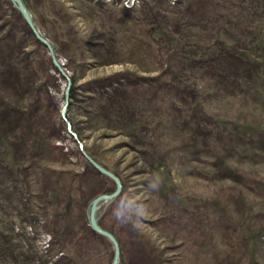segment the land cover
<instances>
[{
	"label": "rangeland",
	"instance_id": "1",
	"mask_svg": "<svg viewBox=\"0 0 264 264\" xmlns=\"http://www.w3.org/2000/svg\"><path fill=\"white\" fill-rule=\"evenodd\" d=\"M160 1L163 2V0H92L96 6L94 11L101 13L93 17L89 12L87 13L88 0H24L40 34L50 41L54 55L64 72L71 78L66 118L71 123V130L76 132L82 144L80 147L61 116L63 96L67 87L65 76L54 65L48 47L37 39L12 1L0 0V40L3 42H0V52L5 51L4 53L8 54L9 46L4 40L7 30L9 41L6 42L12 46L9 47L11 49L17 50L18 46V50L24 49L29 53L36 44L41 45L46 54L39 51L34 59L37 62L43 60L48 67L47 72L51 74V76L43 72H37L36 75L26 74V81L37 80L40 84L41 89L36 95L32 89L26 93L21 91V85L16 86V90L20 89V94L23 95L19 106L23 109V113L19 116V120L22 121L20 131L23 132L25 143L18 147L20 155L19 152H15V155L18 161L20 156L24 173L20 171L22 175H15L13 166L8 165L1 157L5 151H1L0 241L8 245L12 243L10 239L13 241L17 239L24 248H22L23 256H13L7 263L0 260V264H69L71 258L74 264H107L110 246L100 239L99 233L91 227L93 232H84L81 235L86 240L85 244L82 238L80 240L75 235L62 239L56 231L62 227L66 219L74 225V230H81L82 219L85 217L88 222L87 213L91 200L101 193H110L115 188L114 182L108 176L100 173L88 162L83 150L88 154H96L97 158L94 159H98L99 163L102 162V165L115 172L123 184L121 195L119 194L106 206L102 205L97 212L100 225L111 229L119 238L122 250L120 264H245L241 259L243 256L249 257L250 254L257 258L258 264H264V254L256 250L245 251L246 248L239 245V237H234L239 235L237 229L233 233V228L227 225L236 224L233 219L235 216L237 219L240 217L237 213L248 211L247 207H250L256 212L254 216L257 217V224L264 227V135L258 140L252 137L246 143L238 141L239 144L234 148L228 145L225 151L222 138L225 139L226 136L220 138L216 135L218 138H215L210 133L206 135V139H203L204 133L196 131L195 141L189 136L190 145L181 144L179 140H170L167 151L165 149V152H157L154 148L159 145V141L155 137L151 139L149 136L146 140L134 142L130 135L119 136L117 132L103 127L102 123L90 119L85 113L84 97L89 94V90L86 91L89 88L88 82L94 77H103L124 69L135 70L150 77L156 75L154 71L159 72L153 70V66L158 67L151 58L157 46L145 39L138 43H129L135 40V37L126 35L121 29L124 24L119 19L131 18V15L125 14L127 9L137 10L136 13L138 11L140 13V7L143 6L140 17H145V20L150 22L148 28L152 25L156 26L154 5ZM170 1L178 3L182 0ZM211 1L217 5L225 3L229 5L230 0ZM101 3L104 4L100 5ZM19 14L24 22L19 19ZM99 18H104L107 24L110 21L118 24V26L105 27L106 32L119 33L117 39L121 46L116 48V51L106 53L101 48L99 52H95L89 48L87 42H83L86 39L101 41L99 32H95L97 38L90 33L99 27L98 23H103ZM162 19L159 18L158 21ZM186 19L181 27L188 28L193 25L192 18ZM205 21L208 22V19ZM133 27H136L135 23ZM151 29L149 28L148 31ZM199 37L206 36L200 34ZM110 45L111 43L107 44L108 49L113 48ZM120 57L125 58L123 63H110L111 60ZM30 58H33V55ZM36 61L32 65L36 64ZM197 66H194L197 70H191V73L199 79L201 85L215 81L209 73L207 76L205 74L200 76L201 69ZM144 67L148 69L144 70ZM169 77L166 75L157 80L154 84L157 90L152 93L153 97ZM4 82L6 81L1 83ZM210 88H214L211 83L210 94H212L211 90L216 96L221 94L222 100H213L210 104V108L218 109L216 113L221 114H217L219 119L228 115L233 119L234 125L229 121L228 124L235 129L248 132H252L250 118L251 120L255 118L264 124V114L258 112L261 109L255 105L251 97L248 102L242 103L240 97L236 94L231 95L223 90L224 87ZM37 95L38 98L40 97L38 105L44 108L52 105L51 114L42 116L37 111L31 115L33 118L30 120V113L25 112L35 107L33 101ZM164 95L159 94L155 99L150 98L149 101L152 99L150 104L156 99H161V102L166 100ZM173 95L176 96V93L171 94ZM223 97L227 102L223 101ZM11 104L14 105L12 102ZM90 106L96 109V105ZM209 106L206 108L207 112ZM109 113L110 111H107L102 116H105L108 123L118 127L117 116L110 114L112 116L110 118ZM243 116L247 118L244 117L245 120L238 122L237 119ZM6 118L7 125L12 127L11 116ZM171 118L172 114L169 111L157 113V120L160 122L169 121ZM10 129H13V132L17 128ZM150 130L156 134L157 125L152 123ZM17 136L18 134L15 133L14 138L16 139ZM179 136L184 140L182 135ZM130 138L133 140L131 141ZM31 141L33 147H30ZM209 141L211 149L207 152L202 151L203 155L198 160L195 157L191 166L189 161L180 163L175 156L177 152L187 151L188 148L189 150L199 148L198 150L201 151V146L205 147ZM138 144L145 151L148 150L136 152L134 148L138 147ZM177 144L179 147L176 148ZM162 145L167 144L162 143ZM158 149L162 148L158 147ZM149 150L151 152H148ZM228 156L229 158L236 156L238 161L230 159L228 161L226 158ZM151 164H156L158 168L163 164L166 167L164 170L158 169L159 172L160 170L165 172V175L155 183L150 182L153 176ZM7 174L11 175L10 178L6 177ZM157 183L160 184L158 189L150 188V185ZM166 184L176 185L177 189H174L173 194L165 192ZM29 190L31 194L27 195ZM179 198L183 199L184 206ZM121 200L129 204L127 223L124 224L117 223L112 215V206ZM138 205H142V217L135 214ZM30 208L34 210L33 215L38 218L36 222L31 221V224ZM224 209L226 213H223ZM160 216L166 217V221H163L159 228L153 227V218ZM257 224L253 223L254 228L259 226ZM53 231L57 233L56 236ZM256 231L258 233V230L254 232ZM232 233L234 236L231 235ZM261 241L259 239V242ZM77 245L79 248L92 250L88 260L83 262L82 257L73 255L72 250H76ZM64 252L68 254L67 259L65 254L60 257Z\"/></svg>",
	"mask_w": 264,
	"mask_h": 264
},
{
	"label": "trees",
	"instance_id": "2",
	"mask_svg": "<svg viewBox=\"0 0 264 264\" xmlns=\"http://www.w3.org/2000/svg\"><path fill=\"white\" fill-rule=\"evenodd\" d=\"M230 1H228L229 5L226 3L217 5L211 0H182L178 3H173L170 0L160 1L154 5L156 6L154 15L157 21L156 26L152 25L149 27L152 28L150 31H148L150 22H147L145 17H140L143 6L140 7V13L139 11L136 13L137 10L132 11L131 9H127L125 14L131 15V18L126 17L119 19L122 20L124 24V27L121 25L123 27L121 29L126 35H133L135 37V40H131L129 43H138L145 39L151 43L153 42V44L157 46V50H154V55L151 58L158 67L156 68L153 66V70H158L159 72L154 71L156 75L150 77L146 76L147 74H140L135 70L124 69L113 74L104 75L103 77H94L88 82L89 88L86 91L89 90V94L84 97L86 115L96 122L99 121L97 123H102L101 125L103 127L117 132L119 136L126 137L130 135L135 140L134 142H141L143 139H148L149 136H151V139L155 137L159 141V145L154 148V151L157 152H165V149L167 151L170 140H179L181 144H187L190 139L189 136L194 139L196 131L204 133L202 136L203 139H206V135L210 133H212L215 138H218L216 135H219L220 138L226 136L227 138H222V143L224 144L223 149L225 151H227L225 148L228 145L233 148L236 147L239 144L238 141H240V143H246L252 137L258 140L264 135V124L261 123V121L255 118L251 120L250 118V128L252 132L240 131L239 128L235 129L232 125L228 124L229 121V123L232 122L231 124L234 125L233 119H230L228 115L227 117L225 116L219 119L218 115L221 114L216 113L218 109L210 108V104H212L211 102L213 100H222L220 98L221 94L216 96L212 90V94L209 93V84L211 83V86L214 88L219 87L222 89V87H224L223 90L231 93V95L236 94L240 97L242 103H245V101L248 102L247 100L251 97L255 105L261 109L258 112L264 114V0ZM103 4L104 3H101L100 5ZM87 5L89 9L87 13L89 12V15L97 17L98 14H101L96 10L94 11L96 6L93 4L92 0H88ZM91 6L94 8L91 9ZM149 6L151 7L152 5ZM159 18L163 19L158 21ZM186 18L193 19V25L191 27H181L182 22L187 20ZM198 18L200 20H197ZM19 19L23 20L20 14ZM99 19L103 23H98L99 27L94 31H90V33L96 36L95 32H99L98 35L101 41L94 42L86 39L83 40V42H87L89 48L95 52H99L101 48L104 49L106 53H108V51H116V48L121 46L117 39L119 33L117 34L115 32L114 34L106 32L105 27L106 25L111 27H113V25L118 26V24H114L111 21L110 23L112 25L110 23L107 24L104 18ZM205 19H208V22H206ZM70 22L75 25L72 21ZM134 23L136 27H133ZM200 34H205L206 37H199ZM4 37V40L9 41V32L7 30H5ZM6 41L5 44L12 47L10 44H7ZM0 42L2 41L0 40ZM109 43H111L110 46H113V48L109 47L108 49L107 44L109 45ZM9 47H7L8 54H5V51L0 52V153L1 151H5L1 157L5 159L8 165L13 166L12 170L15 172L11 171V175H13V172L15 175L19 176L22 175L20 171L24 173V170L22 168V160L20 156L19 161L17 160L15 152H19L20 155L18 147L25 143V138L22 134V130L20 131L22 121L19 120V116L23 113V109L19 107L21 106L23 95L20 94V89L16 90V86L19 87V85H21V91H26V93L30 92V89H32L36 95L41 89L40 84L37 80L26 81V74L32 73L36 75L37 72L47 74L48 67L45 66L43 60L37 62L34 59V56L37 57L39 51L43 54L45 53L41 45L38 46V44H36L35 48L29 53L24 51V49L21 51L18 50V46L16 47L17 50ZM163 49L166 50L164 51ZM32 55L33 58H30ZM99 56L101 55L99 54ZM124 59V57L116 58L111 60L110 63H123L122 61H125ZM35 61L36 64L34 63V65H32ZM25 63L27 65H25ZM194 66L201 69L200 76L204 74L207 76L209 73L214 77L215 81L207 82L208 80H205L207 83L201 85L199 79H196L195 75L191 73V70H197L194 69ZM143 69L147 70L148 68L144 67ZM49 75L51 76V74ZM166 75L170 76L168 81L165 83L161 82L162 85L158 93L153 97L152 93L157 90L154 84L157 83V80ZM3 81L6 82L1 83ZM4 85L5 88H3ZM7 85L9 86L6 88ZM217 91L218 89L216 92ZM166 93L168 95H164ZM174 93H176L178 97L175 95L171 96V94ZM159 94H163L166 100L161 102V99H156L150 104V101L153 98L155 99ZM38 96L39 95H37L33 101V105L36 104L35 107L25 112L26 114L30 113V120L33 118L31 115L35 114L37 111H39L42 116H46L47 113L48 115L51 114L50 109H52V105L46 108L38 105L37 102L40 98H38ZM150 98L152 99L149 101ZM188 100L190 102H188ZM11 102L14 103V105L11 104ZM129 102H131L130 105ZM160 102L161 104H159ZM90 105H96V109H93ZM208 106L209 110L207 112L206 108ZM107 111H110L108 115L110 118L112 117L111 115L117 116L119 120L118 127L108 123L104 118L105 116H102L104 115L103 113ZM161 111H169L172 114V118L169 121L160 122L157 120V113ZM240 111L243 112L241 109ZM7 116H11L10 122L12 123V127H9L11 125H7ZM244 117L246 116L240 119L238 118L237 121L240 122L245 120ZM122 120H124V122H121ZM152 123H155L158 127L156 134H153L150 130ZM46 124H44V126H46ZM13 127L17 129L12 132L13 129L10 128ZM197 128L199 130H197ZM15 133L18 134L16 139L14 138ZM249 133L251 134L247 135ZM179 135H182L184 140H182ZM133 139L130 138L131 141ZM211 140L214 141L215 139ZM196 141L198 140L196 139ZM162 143L167 145L163 146ZM210 144L211 142L209 141L206 146L203 145L205 147L201 146V151L198 150L199 148H197V150H189V148L187 151L181 150L177 152L175 156L180 163L189 161L190 164H188L191 166L193 163L192 160H194L195 157L196 160H198L199 157L203 155L202 151L207 152L211 149L209 146ZM30 147H33L32 141L30 142ZM158 147L162 149H158ZM177 147H179L178 144L176 148ZM134 149L138 153L148 150L146 149L145 151V149L140 147V144ZM148 152L151 151L149 150ZM90 155L92 154L90 153ZM137 155L140 156L139 154ZM92 157L95 159L97 158L96 154L92 155ZM226 158H228V161L229 159L238 161L236 156L231 158L228 156ZM220 163L224 164L223 162ZM20 166L21 168L19 169ZM151 168L153 176L150 182H158L159 178L165 175V172L161 170H164L166 167L164 164L159 167L161 169L160 172L156 164H151ZM11 175L7 174L6 177L10 178ZM227 177L231 178L229 176ZM175 188L177 189L176 185L173 184H166L164 187L165 192L169 194H173ZM30 190L32 191L31 185ZM30 190L27 195L31 194ZM179 200L184 206L183 199L181 200V198H179ZM247 208H249L248 211L245 210V212L242 211L241 213H237V215H240L238 219L236 216L234 219L232 218L236 221V224L233 225L229 223L227 225L233 228V233L235 229H237L239 235L234 236L233 233L231 235L239 237V245L242 248H246L245 251L251 252L256 250L264 254V227L257 224V217L254 216L256 212L250 207ZM236 210L239 211V209ZM33 212L34 210L30 208V224L31 221L36 222V219H38L33 215ZM223 213H226V209L223 210ZM153 221L152 226L159 228L160 224L166 221V217L163 218V216H160L158 218H153ZM253 223L259 226L254 228ZM80 224L81 230H74V225L71 224L70 220L66 219L62 227L58 228L56 231L59 232L58 234L62 239L75 235L80 238V240L82 238L85 244L86 240L81 235H83L84 232H93V230L88 225L85 217ZM109 230L112 231L111 229ZM255 230H258L259 234L257 231L254 232ZM261 232L263 234H260ZM53 233L56 236L57 233L54 231ZM115 236L117 237L116 234ZM99 238L110 246V251L107 256V264H110L113 254L111 243L106 237L100 234ZM259 239L262 241L259 242ZM10 240L12 243L8 245L0 241V260L3 262L5 261V263H7V261L10 262L13 256H23L22 248L24 247L21 245L22 243L17 239L16 241ZM79 245L82 244L79 243ZM76 247V250H72L73 255L82 257L83 262L88 260L92 250L85 247L79 248L78 245ZM242 252H244V250ZM64 254L67 259L68 254L66 252L60 255V257H63ZM253 256L254 255L251 254L247 258L243 256L241 260L245 264H258L257 258L255 259ZM70 261L69 264H74L73 258H71Z\"/></svg>",
	"mask_w": 264,
	"mask_h": 264
},
{
	"label": "water",
	"instance_id": "3",
	"mask_svg": "<svg viewBox=\"0 0 264 264\" xmlns=\"http://www.w3.org/2000/svg\"><path fill=\"white\" fill-rule=\"evenodd\" d=\"M18 7L20 8L22 15L26 18V20L28 21V23L30 25H32V19L31 17L28 16V11L24 8H21V6L18 5ZM47 46H48V50L52 56V60L55 66H57L59 68V70L61 71V73L63 74V76H65L66 80H67V87L66 90L64 92V96H63V105L61 108V116L65 119L66 121V125H67V129L69 130V132L73 135V137H75V139L79 142L80 147H82L81 142L78 140L77 134L76 132L71 130V123L70 121L66 118V114H67V110L69 107V93H68V88L71 85V79L70 77L64 73V70H62V67H60V65L58 64L56 57L54 55V50L52 49L51 45L49 44L48 41H44ZM83 150V149H82ZM83 155L85 156V158L88 160V162L90 164H92V166H94L100 173L105 174L106 176H108L115 184V188L112 192L110 193H101L99 195H97L96 197H94L90 204H89V208H88V222L90 227L97 233L105 236L112 244V248H113V254H112V260H111V264H120V258H121V245L120 242L118 240V238L115 236V234L110 231L107 228H104L100 225L99 223V218L97 216V212L99 210V208L102 205L108 204L109 202H111L113 199H115L122 191L123 189V184L121 179L116 175L115 172H113L112 170L108 169L107 167H105L104 165H102L101 163H99L97 160H95L90 154H88L87 152H85L83 150Z\"/></svg>",
	"mask_w": 264,
	"mask_h": 264
},
{
	"label": "clouds",
	"instance_id": "4",
	"mask_svg": "<svg viewBox=\"0 0 264 264\" xmlns=\"http://www.w3.org/2000/svg\"><path fill=\"white\" fill-rule=\"evenodd\" d=\"M160 186L159 183L150 185V187L153 188V190L158 189ZM129 214V204L128 202L121 200L118 204H115L112 206V215L117 223H127V217ZM135 214L137 216L142 217L143 216V210H142V205H138Z\"/></svg>",
	"mask_w": 264,
	"mask_h": 264
},
{
	"label": "bare ground",
	"instance_id": "5",
	"mask_svg": "<svg viewBox=\"0 0 264 264\" xmlns=\"http://www.w3.org/2000/svg\"><path fill=\"white\" fill-rule=\"evenodd\" d=\"M12 1V3L15 5V7L19 10V12L21 13V15H22V12H21V10H20V8L18 7V5L19 6H21V8H24V9H26L27 11H28V16L29 17H31V19H32V25H30L29 23H28V21L26 20V18L22 15V17L24 18V20L26 21V23L29 25V27L31 28V30H32V32L35 34V36L37 37V39L38 40H40L43 44L45 43L44 41H48L49 42V44L51 45V47H52V49H53V46H52V44L50 43V41L46 38V37H44L42 34H40V32H39V30L37 29V27H36V25H35V23H34V19H33V16H32V14H31V12H30V10L28 9V7H27V5H26V3L24 2V0H11ZM45 46H47L46 44H44ZM48 47V46H47ZM49 49V48H48ZM56 57V56H55ZM56 60H57V58H56ZM57 62H58V60H57ZM58 64L60 65V63L58 62ZM60 67H62L61 65H60ZM62 70H63V68H62ZM65 73V72H64ZM71 79V78H70ZM66 90V89H65ZM68 93H69V88H68Z\"/></svg>",
	"mask_w": 264,
	"mask_h": 264
}]
</instances>
